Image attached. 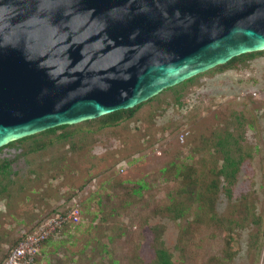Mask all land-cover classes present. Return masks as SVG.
I'll return each instance as SVG.
<instances>
[{
    "label": "rangeland",
    "instance_id": "obj_1",
    "mask_svg": "<svg viewBox=\"0 0 264 264\" xmlns=\"http://www.w3.org/2000/svg\"><path fill=\"white\" fill-rule=\"evenodd\" d=\"M228 136L238 168L218 181L215 143ZM3 161L0 264L72 206L78 222L52 234L36 264H147L156 238L174 264H264V49L163 89L116 125L81 122L4 147ZM171 197L179 218L162 209Z\"/></svg>",
    "mask_w": 264,
    "mask_h": 264
},
{
    "label": "water",
    "instance_id": "obj_2",
    "mask_svg": "<svg viewBox=\"0 0 264 264\" xmlns=\"http://www.w3.org/2000/svg\"><path fill=\"white\" fill-rule=\"evenodd\" d=\"M264 49V0H0V146Z\"/></svg>",
    "mask_w": 264,
    "mask_h": 264
},
{
    "label": "trees",
    "instance_id": "obj_3",
    "mask_svg": "<svg viewBox=\"0 0 264 264\" xmlns=\"http://www.w3.org/2000/svg\"><path fill=\"white\" fill-rule=\"evenodd\" d=\"M261 50H257V51H252V52H246V53H242L236 56H233L232 58H230L228 61H226L225 63H222L220 65H224L227 63H230L232 60L236 59V57L243 55V54H250V53H254V52H260ZM195 76V75H194ZM193 77V76H192ZM192 77L183 80L182 82H186L192 79ZM171 87V86H170ZM167 87V88H170ZM166 89V88H165ZM153 97V96H152ZM152 97H150L149 99H151ZM147 99V100H149ZM145 100V101H147ZM142 101L136 105H134L133 107H129V108H124V109H118L103 115H100L98 117L95 118H91V119H87V120H83L81 122H87V123H92V122H99L102 126H106V125H116L117 123H119L121 120H123L124 118H128L130 116H132L135 111L145 102ZM81 122H77V123H73V124H61V125H57L54 127H50L47 128L45 130L36 132L34 134H30L21 138H18L16 140H12L2 146H0V150L3 149L4 147L7 146H12L14 143L16 142H21L23 140H26L28 138L33 137L36 134H44V133H54L56 130L62 129L65 130L67 127L71 126V125H76L78 123ZM65 135V134H64ZM216 147L219 148V150L223 153V164H221V166L216 170V178L219 181V177H223L225 180L228 178V181H231V178H233L237 168H238V162H239V158L235 159L233 158V156L231 155V152L234 150H237L238 152H240V148L239 146L236 144V142L230 140L229 136L227 137H222L219 138L216 143H215ZM231 145L233 146L234 149H231ZM231 148H230V147ZM10 165L9 161H3L2 163H0V174H6L9 173V171L7 170L8 166ZM10 181V180H9ZM144 185L140 184L138 189L134 190V191H138L143 188ZM212 188L217 189V182H214L213 185L211 186ZM173 197L169 198L168 200V204L165 206V208H162L163 210L165 209V211L170 215V213L173 214L174 217H181L182 215V209L179 207V205L172 200ZM180 204V203H179ZM69 209V208H68ZM67 209V210H68ZM66 210H62L58 213H63ZM68 224V223H67ZM66 225V224H65ZM33 231V230H32ZM32 231H29L27 233H30ZM27 233H25L24 235L20 236V238H18L9 248L8 252L6 253V255L4 256L3 260H2V264L4 259L7 257L9 251L11 248H13L18 242L19 240H21ZM50 238V237H49ZM47 238L42 245L49 239ZM156 246H155V258L152 262L147 263V264H174L172 259H171V253L168 251V249L165 247V245L163 244V241L160 238H156ZM38 260V254L36 255V261ZM115 264V263H114Z\"/></svg>",
    "mask_w": 264,
    "mask_h": 264
},
{
    "label": "built area",
    "instance_id": "obj_4",
    "mask_svg": "<svg viewBox=\"0 0 264 264\" xmlns=\"http://www.w3.org/2000/svg\"><path fill=\"white\" fill-rule=\"evenodd\" d=\"M78 220L79 209L76 206L48 218L36 230L27 233L10 249L3 264H36V255L39 254L42 243L64 224L75 223Z\"/></svg>",
    "mask_w": 264,
    "mask_h": 264
},
{
    "label": "crops",
    "instance_id": "obj_5",
    "mask_svg": "<svg viewBox=\"0 0 264 264\" xmlns=\"http://www.w3.org/2000/svg\"><path fill=\"white\" fill-rule=\"evenodd\" d=\"M41 250V249H40Z\"/></svg>",
    "mask_w": 264,
    "mask_h": 264
}]
</instances>
